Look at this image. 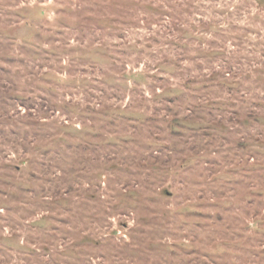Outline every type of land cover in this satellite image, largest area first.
<instances>
[{"label": "rangeland", "instance_id": "374dc122", "mask_svg": "<svg viewBox=\"0 0 264 264\" xmlns=\"http://www.w3.org/2000/svg\"><path fill=\"white\" fill-rule=\"evenodd\" d=\"M0 264H264V0H0Z\"/></svg>", "mask_w": 264, "mask_h": 264}]
</instances>
